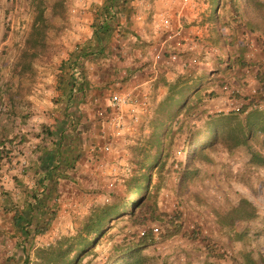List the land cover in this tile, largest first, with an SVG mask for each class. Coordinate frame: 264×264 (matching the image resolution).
<instances>
[{
    "label": "rangeland",
    "instance_id": "rangeland-1",
    "mask_svg": "<svg viewBox=\"0 0 264 264\" xmlns=\"http://www.w3.org/2000/svg\"><path fill=\"white\" fill-rule=\"evenodd\" d=\"M132 1L115 0L116 13L119 11L124 17V23H119L120 37L130 52L139 48L151 62L152 53L160 48L150 49L155 43L152 36L161 31L162 25L153 9H145L153 12L143 17L144 12ZM106 2L0 0V264H33L37 247L75 234L93 207L127 196L125 179L137 167L134 147L150 134L149 124L155 111L125 109L115 124L110 121V114L115 112L107 111L104 105H83L87 104L90 88L84 95H72V103L67 105L72 81L65 73L69 58L82 55L80 69L91 83L88 62L106 58L110 51L114 53L121 48V42H117L119 47L113 49L116 43L110 44L111 49L106 52L108 44L104 41H110L111 28L103 34L105 46L97 50L100 40L94 29L103 22ZM179 3L183 7L181 18L186 19L187 26L206 27L209 33L212 26L215 30L211 36L185 39L188 44L184 48L164 46L161 58H156V66L163 62L169 79L188 71L204 70L202 89L190 101L196 106L172 122L176 135L171 144L163 143L167 150L164 165L155 169L143 204L133 214L127 212L112 218L106 234L80 264H109L116 254L115 246L135 244L143 239L141 236L148 239L141 252L157 264H232L240 252H250L258 259L264 257V165L249 161L248 147L230 150L215 143L206 157L196 156L197 174L183 179L185 160L209 138L207 135L188 147L193 132L203 130L211 116L227 114L250 101L262 103L264 18L243 0L240 18L234 19L232 8L226 4L220 15L229 22L223 28L228 38L224 43L212 42L219 25L208 20L209 0H179ZM40 12L46 20L41 35L43 44L34 55L28 41ZM172 30L164 34L169 35ZM88 52L90 56H85ZM117 57L122 58L120 53ZM105 88L110 96L118 91L113 81L102 86L104 92ZM88 108L93 117H88ZM134 112L137 118L132 119L129 114ZM15 127L21 136L18 144L22 146V154H10L9 141L15 138V133L11 137ZM66 128L78 132V142L71 147L72 154H61V166L54 172L51 183H56V192L61 185L60 196L66 197L68 192L75 201L70 199L71 205L64 213L53 210V214H47L50 222L41 224L43 231L27 239L24 247L21 226L29 219L28 203L33 200L31 174L43 173L59 162L57 151L53 152V141ZM67 136L63 141L64 153L70 152ZM252 145L263 150L259 138H254ZM70 157L74 158V167L67 164ZM135 196L136 193H130L128 199ZM242 198L257 207L255 219L243 221L231 216L233 207ZM16 209L22 214L20 228L11 224ZM155 224L160 227L158 235L152 230Z\"/></svg>",
    "mask_w": 264,
    "mask_h": 264
},
{
    "label": "trees",
    "instance_id": "trees-1",
    "mask_svg": "<svg viewBox=\"0 0 264 264\" xmlns=\"http://www.w3.org/2000/svg\"><path fill=\"white\" fill-rule=\"evenodd\" d=\"M242 1L243 0H228L226 3V0H209L210 13L208 15V20L217 22L219 25L216 30L217 34L215 40H212V42L219 40V42L224 43V40L228 38L227 35L225 38L223 28L226 27V23L229 22L228 20H224L220 15L221 9L226 6V4H229L232 8V18H240L238 15L241 12L240 9L243 8ZM244 1L249 4L252 10H254V13L264 18V2L261 0ZM109 3L104 15L106 21L115 16L114 13H111V8L114 6L113 0H109ZM239 20H237V22ZM45 21L42 12H40L33 23L31 36L28 42L30 48L32 47V49H34V55L38 54V50H40L41 47L40 45L43 44L41 35L44 34L43 25H45ZM106 21L100 23L94 29L95 36L100 40L97 44L98 51L101 50L99 45L101 43L103 44V34L108 33L110 30ZM213 29L215 30L214 26H212V32L209 36L213 34ZM31 40H33V42H31ZM90 53L91 52L86 53L85 56H90ZM82 58V55L71 57L68 63H66L67 67L65 73L69 75L70 79L72 78L71 84H73L76 79L75 69L78 67L80 68ZM63 69H65L64 66ZM204 74V70L203 72L188 71L178 75V77L174 79H168L165 75H162L160 80L166 87V92L158 102L154 115L150 120V134L141 138L134 147L136 153L135 164L137 167L134 168L133 174L125 179L127 196L123 199L119 198V200L115 202L93 207L90 214L85 218L82 226L75 234L63 235L53 244L37 247L35 249L36 259L33 264H80L86 256L94 251L98 241L106 234V227L109 225L112 218L127 212L133 214L143 204L148 195V189L155 169L160 165H164L167 150L164 149L163 143L166 141L168 145L171 144L176 135L177 130L173 128L172 122L177 120L181 113L188 112L196 106L195 103L190 104V101L195 93L202 89V83L205 80ZM79 86V93L73 94L70 91L68 95V106L72 103L73 96L78 94L84 95L91 86V83L83 72L81 74ZM198 96L200 97V94ZM261 105L262 103H259V101H250L247 104H243L238 109L229 111L227 114H218L215 117L211 116L203 130L193 132L189 138L188 147H192L207 135H209V138L202 142V144L190 154L187 160H185L184 163L186 168L183 179H189L197 174L199 168L194 164L196 156L202 154V156L206 157L209 154L210 148L218 142L230 148V150L240 146L248 147L251 152L249 161L251 163L264 165V110L261 108ZM254 138H259L263 150L260 148L258 150L253 147L252 140ZM60 142L61 144L57 147V159L59 162L50 169H55L53 170L54 172H57V167L61 166L59 158L63 152V141L61 140ZM77 142V137L69 140L72 147L76 146ZM73 160L74 158L72 157L68 158V166L71 165V167H74V165L72 166ZM47 177V172L45 175H41L36 181V187H33L30 191L33 200L28 203L30 215L23 226L19 223L22 214H19L17 209L13 214L12 222L16 225L15 228H20L21 226L22 232L25 234V240L22 242L24 247L26 246L25 244H27V239L43 231L40 230L41 224L47 221L50 222L46 217L47 214H53V210L59 211V208H57L58 203L54 201L57 188L56 183H51ZM52 177H54V174H52ZM130 193H136L133 200L128 199ZM231 216L235 220L249 221L255 219L258 216L257 207L249 200L242 198L236 206L233 207ZM141 237L143 239L135 244L126 246L118 244L115 246L114 252L116 254L111 258L109 264H157L150 262L148 256L141 252L142 245H146L148 241V239H145V236ZM232 264H264V257L258 259L250 252H240V257H235Z\"/></svg>",
    "mask_w": 264,
    "mask_h": 264
},
{
    "label": "crops",
    "instance_id": "crops-1",
    "mask_svg": "<svg viewBox=\"0 0 264 264\" xmlns=\"http://www.w3.org/2000/svg\"><path fill=\"white\" fill-rule=\"evenodd\" d=\"M121 3L124 0H120ZM114 6L117 4L115 0H113ZM109 0L106 2L105 6L106 8L109 6ZM132 4L138 5L139 9L144 12V16L149 14L152 15V12L154 11V16L157 20H159V23L161 28V31L157 30V33L153 35L152 37L155 38L154 45L150 46V49H156L159 48L158 51H154L151 56V62L148 60V57L145 55L143 56V53L141 52V49L135 48L133 52L129 51V48L125 45V40L123 41L120 37V24L124 23V17L123 13H120L119 11L115 14L114 17L111 19H106L102 17L103 22H107L108 26L113 28L112 30V36L110 37V41L106 40L104 41L105 45L108 44L105 48L106 52L110 48V44H117L118 40H120V46L119 50L110 51L111 54H109L106 58H94L91 60L92 62H88L89 66L88 73L90 75L91 79V86L88 91V96L86 97V103L83 104L86 106L93 105L96 107L97 105H104L105 109L107 111L110 110V112H115L114 115L110 114V121L117 124L118 121H120L123 117L121 114L123 111L128 109H135L136 111L141 110L142 113L146 112H154L156 109V106L158 102L162 99L166 92V87L161 82L162 75H168L169 72H166L167 66L163 64V62L157 67L156 66V58L157 55H162L163 47L164 46H170L173 49H180L187 46V42L184 41L185 39H193V38H200L202 36H209V30L206 27H203V29L198 28V26L189 27L187 26L186 19H182V9L183 7L180 5L179 0H154V2L150 3V0H133ZM122 6V4H121ZM119 6V7H121ZM118 7V8H119ZM117 8V7H116ZM153 9V11L145 12L147 10L145 9ZM178 11V14L176 12ZM187 12V9H186ZM103 15H105V12H102ZM97 15V14H96ZM184 17L187 16V13L184 12ZM142 17V16H141ZM119 20V21H118ZM141 23V22H140ZM143 26L144 24H140ZM149 23L147 24L148 27ZM152 26V25H151ZM152 28V27H150ZM173 29L172 33L169 35L164 34L165 31H171ZM152 31V30H151ZM150 31V32H151ZM139 33V32H138ZM125 36H123V39ZM98 44V42H97ZM104 44H100L99 47H101V50L105 46ZM113 45V49L115 47H119L117 45ZM104 45V46H103ZM125 45V47H124ZM111 49V48H110ZM130 52V53H129ZM118 53L121 54L122 58L117 57ZM139 57V58H137ZM159 58V59H160ZM157 59L158 61H160ZM84 61V60H83ZM87 62V61H86ZM169 70V69H168ZM168 78V76H167ZM169 79V78H168ZM113 81V85L116 87L117 93H119L122 96L126 97V102L121 104L120 106H115L112 104L111 96L108 92V89L104 92L102 89V86L106 85L107 82ZM110 84V83H109ZM107 87V86H106ZM162 87H164L162 89ZM109 95L108 98H106ZM106 96V97H105ZM105 98V99H104ZM85 106V107H86ZM91 108H88V117H93L92 115L93 111L90 110ZM93 109V108H92ZM92 115V116H89ZM129 117L132 119L137 118V113H130ZM125 119V118H123ZM58 120H55V123H58ZM62 131V130H61ZM70 131V132H69ZM15 133L14 140L9 141L11 146V152L10 154H22L20 152V148L22 147L19 141L21 140V136H18L17 134V127H15V130L12 129V135ZM61 134V135H59ZM59 138H55L53 141L54 145V154H56L55 150L57 151V147L59 144H61V140L64 141L66 138V135H68V138H73L78 135L77 131H71L68 128L60 132ZM75 135V136H74ZM0 137H2V134H0ZM68 138L66 140H68ZM69 139V140H70ZM5 143H8L7 141ZM64 144L62 143V150L64 149ZM1 147V146H0ZM68 147H70V152L62 154H70L72 153L71 147L72 144L68 143ZM7 148H9L7 146ZM17 148V149H16ZM64 151V150H63ZM24 154H29L28 152ZM31 154V153H30ZM57 155V154H56ZM17 160H20V157L16 158ZM61 161V157L59 158ZM25 172L30 173L27 169L24 170ZM48 173V179L51 181L54 177H52V174H54L53 170H47L45 172H38L31 174L33 178V187H36V181L38 178H40L41 175H45V173ZM17 174V173H15ZM35 175V176H34ZM20 177V175H17ZM241 185V184H240ZM61 186V185H60ZM59 186V189L55 193L58 196L55 198L54 201H58L57 208H59V213L66 212L68 205H71L70 199H74V197L71 196V193H66L67 196H60L61 193V187ZM242 186V185H241ZM75 201V199L73 200ZM12 225L13 222H11ZM13 233V231L11 232Z\"/></svg>",
    "mask_w": 264,
    "mask_h": 264
},
{
    "label": "built area",
    "instance_id": "built-area-1",
    "mask_svg": "<svg viewBox=\"0 0 264 264\" xmlns=\"http://www.w3.org/2000/svg\"><path fill=\"white\" fill-rule=\"evenodd\" d=\"M111 13L116 14L115 6H113L111 8ZM118 42L120 43V40H118ZM172 57L175 58V55H173ZM157 58H160V55H157ZM81 74H82V70L79 67L76 68L75 69L76 79L73 82V84H71V92L73 94H77L80 91L79 83H80V79H81ZM261 99H262L261 108L264 110V90L261 92ZM111 101H112L113 105L120 106L121 104L126 102V97L120 95L119 93H115L111 96ZM100 113L103 114V112H100ZM71 121H74V117L71 118ZM105 149H109V146H105ZM152 230H153L154 234L158 235L160 232V227L158 226V224H155L152 226Z\"/></svg>",
    "mask_w": 264,
    "mask_h": 264
}]
</instances>
